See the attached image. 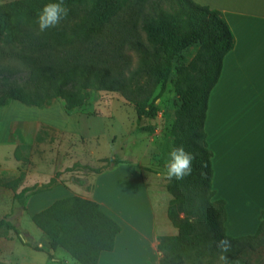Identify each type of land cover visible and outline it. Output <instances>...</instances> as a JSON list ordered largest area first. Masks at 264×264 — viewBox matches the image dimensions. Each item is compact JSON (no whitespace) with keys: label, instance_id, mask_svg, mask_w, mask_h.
Returning <instances> with one entry per match:
<instances>
[{"label":"trees","instance_id":"obj_1","mask_svg":"<svg viewBox=\"0 0 264 264\" xmlns=\"http://www.w3.org/2000/svg\"><path fill=\"white\" fill-rule=\"evenodd\" d=\"M19 0L0 6V107L12 102L46 108L58 100L66 114L83 111V94L89 90L118 92L136 103L160 83L158 94L147 106L135 110L137 120H154L155 104L171 73V60L181 50L199 45L187 65L175 68L174 87L180 100L172 133L177 147L194 153L191 175L168 185L167 218L174 236L158 238L159 264H224L214 241L227 236L232 249L227 264H264V220L256 232L233 238L226 234L223 200H214L211 188V153L207 148L204 120L208 95L216 84L222 61L235 44L222 14L192 0H65L69 15L54 28L40 32L38 10ZM188 30V31H186ZM163 53V56H162ZM137 63L133 65V55ZM138 131L153 133L152 125ZM105 168L80 166L101 174L122 163L117 155L102 159ZM79 164H74L78 167ZM19 177L0 184L13 192V200L50 191L55 177L16 192ZM85 186L84 180L80 182ZM49 240V262L58 249L78 264H97L102 252H111L121 227L99 205L80 196L54 201L30 218ZM20 231L6 217L0 229ZM41 251L40 248H36ZM226 263V262H225ZM0 264H6L0 262Z\"/></svg>","mask_w":264,"mask_h":264},{"label":"crops","instance_id":"obj_2","mask_svg":"<svg viewBox=\"0 0 264 264\" xmlns=\"http://www.w3.org/2000/svg\"><path fill=\"white\" fill-rule=\"evenodd\" d=\"M199 4L219 11L235 39L234 48L223 58L219 78L208 95L204 120L205 141L211 153L213 199L225 202L224 226L228 236L253 235L260 220H264V0H203ZM36 111L21 122L44 127L55 137L74 135L93 142L89 152L95 160L117 155L122 163L93 175L90 189L83 194L75 191L74 183L69 186L59 182L50 191L28 197L24 201L26 213L18 224L21 231L22 224L28 232L32 246L43 241L45 253L49 250L48 238L32 229L31 216L58 199L80 196L96 202L121 227L113 250L102 252L97 264H159L158 238L176 234L167 218L170 196L159 200L158 212L140 170L142 160L137 153H131L133 142L126 155L119 147L112 156L100 157L97 127L101 125L104 129L101 118L107 115H68L58 101ZM247 115L253 116L252 130L247 127ZM107 118L112 119L110 115ZM14 122L19 121L0 118V147L6 152L4 157L0 153V178H6L4 181L18 175L16 146L11 142ZM114 133L112 129L110 134L106 133L111 144L116 140ZM60 171L62 166L51 174L45 173L39 182L41 174L32 170L33 182L24 188L47 183ZM14 205L13 192L0 186V220L11 213ZM53 255L70 263L68 255L60 249Z\"/></svg>","mask_w":264,"mask_h":264},{"label":"rangeland","instance_id":"obj_3","mask_svg":"<svg viewBox=\"0 0 264 264\" xmlns=\"http://www.w3.org/2000/svg\"><path fill=\"white\" fill-rule=\"evenodd\" d=\"M15 1L19 0H0V6ZM195 1L197 4L203 3V0ZM49 2H55V0H38L36 4L32 2L31 9L34 10V6L36 5L35 10L40 12L42 7ZM3 32L4 28L0 25V36ZM198 48L199 45L197 44L189 46L178 52L171 60V73L168 76L160 98L155 102L158 106V115L154 120L141 119L138 121L135 110L139 107L147 106L151 102L160 90V83L150 91L147 97H141L136 103L125 100L118 92L89 90L83 94L82 98L84 103L83 111L86 113L94 116L102 113L112 117V119H109L107 116H102L104 129H101V125H99V128L97 127V133L100 136L98 138V156H112V153H115L114 151L119 147L125 150L124 155H126L130 143L133 142L131 153H137V156L142 160V164L139 165L140 170L144 174L151 199H153L154 207L158 212L160 211L159 200L169 199L170 194L167 191V187L174 183V181L165 179L164 172L165 165L170 158V151L177 147L176 137L172 133L175 112L180 104L174 87L176 80L175 68L187 65ZM132 55V62L135 65L137 58L134 54ZM57 101H54V103ZM36 110L37 108L27 107L17 102L0 107L1 119L19 121L11 124L13 130L11 142L16 146L14 155L16 160L19 161L16 178L19 177L20 182L17 185L16 192H20L25 186L33 182L30 179L32 170H36L41 174V177L38 179L40 182L43 180L45 173L51 174L56 168L62 166V171L54 175L56 184L61 182L70 186L74 183L77 186H73V188H76L75 191L77 193H85V191L90 189L89 183L95 173L80 166L86 165L99 169L105 168L106 163L102 160H95L90 154V145L93 142L88 143L74 135L62 138L61 136L55 137L44 127L21 122L22 120L31 118L37 112ZM235 119H237V116ZM245 121L247 122V127L252 130L253 116L247 115ZM139 124L142 126L152 125L154 127L153 133L139 132ZM111 129L115 131L116 140L114 144H111L106 136V133L110 134ZM0 153L2 157L5 156L6 152L4 148L0 147ZM74 164H79V166L74 167ZM5 179L4 177L0 178V183L6 182L4 181ZM81 180L85 181V186L80 185L79 182ZM15 203L16 205L12 208L11 213L4 217L20 231L25 245L21 244L13 231H8L4 228L0 229V262L6 264H78L69 256L70 263L62 259H59V262L56 260L55 262H49L45 258V242L38 241L32 246V240L27 235L28 232L21 224L22 232L18 224V220L20 221V219L24 218V214L26 213L24 202L21 200L15 201ZM30 224L34 231L40 232L31 221ZM39 244L41 247L38 246ZM36 248H40L42 251L37 252ZM257 262L254 260L252 264H256ZM224 264L226 263L224 262Z\"/></svg>","mask_w":264,"mask_h":264},{"label":"clouds","instance_id":"obj_4","mask_svg":"<svg viewBox=\"0 0 264 264\" xmlns=\"http://www.w3.org/2000/svg\"><path fill=\"white\" fill-rule=\"evenodd\" d=\"M70 9L66 6L65 0H55V2L46 3L37 16V26L40 32H45L54 28L60 22L66 19ZM169 160L165 165L164 177L168 181H180L186 176L191 175L193 170V161L196 160L194 153L188 152L181 145L173 148L169 153ZM221 254V259L227 264V254L232 249V241L224 236L213 242Z\"/></svg>","mask_w":264,"mask_h":264}]
</instances>
